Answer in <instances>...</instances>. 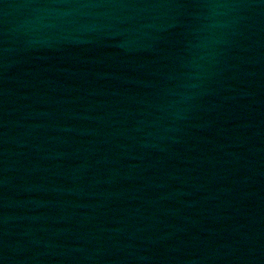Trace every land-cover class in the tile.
I'll return each mask as SVG.
<instances>
[{
	"label": "water",
	"instance_id": "1",
	"mask_svg": "<svg viewBox=\"0 0 264 264\" xmlns=\"http://www.w3.org/2000/svg\"><path fill=\"white\" fill-rule=\"evenodd\" d=\"M0 264H264V0H0Z\"/></svg>",
	"mask_w": 264,
	"mask_h": 264
}]
</instances>
